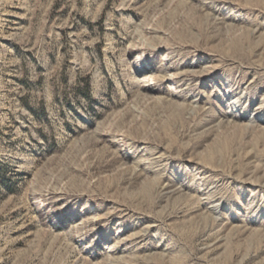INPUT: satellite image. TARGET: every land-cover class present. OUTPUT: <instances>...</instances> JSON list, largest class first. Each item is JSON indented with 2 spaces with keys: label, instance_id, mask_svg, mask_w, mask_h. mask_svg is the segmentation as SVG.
<instances>
[{
  "label": "rangeland",
  "instance_id": "374dc122",
  "mask_svg": "<svg viewBox=\"0 0 264 264\" xmlns=\"http://www.w3.org/2000/svg\"><path fill=\"white\" fill-rule=\"evenodd\" d=\"M0 264H264V0H0Z\"/></svg>",
  "mask_w": 264,
  "mask_h": 264
}]
</instances>
